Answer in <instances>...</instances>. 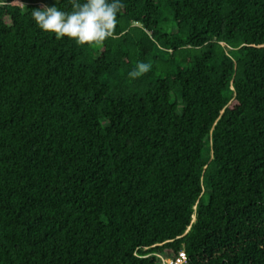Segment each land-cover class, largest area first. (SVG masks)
I'll use <instances>...</instances> for the list:
<instances>
[{"label": "trees", "instance_id": "1", "mask_svg": "<svg viewBox=\"0 0 264 264\" xmlns=\"http://www.w3.org/2000/svg\"><path fill=\"white\" fill-rule=\"evenodd\" d=\"M121 2L80 45L0 0V264H264V0Z\"/></svg>", "mask_w": 264, "mask_h": 264}, {"label": "clouds", "instance_id": "2", "mask_svg": "<svg viewBox=\"0 0 264 264\" xmlns=\"http://www.w3.org/2000/svg\"><path fill=\"white\" fill-rule=\"evenodd\" d=\"M70 3L71 11L59 10L55 5H41L32 10L31 16L40 29L55 33L57 39L68 37L84 45L115 38L117 13L124 7L121 0H85L83 3L70 0ZM150 68V64L138 62L129 76L137 78Z\"/></svg>", "mask_w": 264, "mask_h": 264}, {"label": "built area", "instance_id": "3", "mask_svg": "<svg viewBox=\"0 0 264 264\" xmlns=\"http://www.w3.org/2000/svg\"><path fill=\"white\" fill-rule=\"evenodd\" d=\"M162 259V264H186L187 254L184 250H181L177 255L173 256H160Z\"/></svg>", "mask_w": 264, "mask_h": 264}, {"label": "rangeland", "instance_id": "4", "mask_svg": "<svg viewBox=\"0 0 264 264\" xmlns=\"http://www.w3.org/2000/svg\"><path fill=\"white\" fill-rule=\"evenodd\" d=\"M15 3L21 4V0H15ZM205 197H208V193L205 195Z\"/></svg>", "mask_w": 264, "mask_h": 264}]
</instances>
